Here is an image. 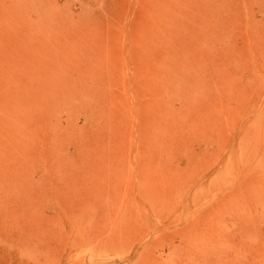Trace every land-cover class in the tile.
Returning <instances> with one entry per match:
<instances>
[{
  "label": "rangeland",
  "instance_id": "rangeland-1",
  "mask_svg": "<svg viewBox=\"0 0 264 264\" xmlns=\"http://www.w3.org/2000/svg\"><path fill=\"white\" fill-rule=\"evenodd\" d=\"M0 264H264V0H0Z\"/></svg>",
  "mask_w": 264,
  "mask_h": 264
}]
</instances>
